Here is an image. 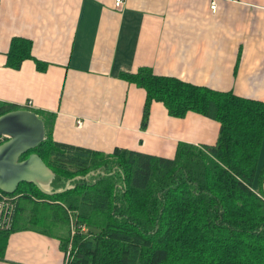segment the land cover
I'll list each match as a JSON object with an SVG mask.
<instances>
[{
	"label": "crops",
	"instance_id": "1",
	"mask_svg": "<svg viewBox=\"0 0 264 264\" xmlns=\"http://www.w3.org/2000/svg\"><path fill=\"white\" fill-rule=\"evenodd\" d=\"M115 1L0 0V102L31 101L57 142L173 158L179 143L215 144L219 123L197 112L171 116L152 101L143 126L146 92L123 74L151 69L264 100V0ZM14 37L31 41L32 58L18 69L7 65ZM258 182L264 192V174ZM25 219L3 241L0 264H65L59 238L41 230L40 217Z\"/></svg>",
	"mask_w": 264,
	"mask_h": 264
},
{
	"label": "trees",
	"instance_id": "2",
	"mask_svg": "<svg viewBox=\"0 0 264 264\" xmlns=\"http://www.w3.org/2000/svg\"><path fill=\"white\" fill-rule=\"evenodd\" d=\"M27 58H32L31 41L12 38L7 65L18 69ZM123 77L146 92L143 126L150 103L160 101L171 116L197 112L216 120L215 144L179 143L173 158L122 148L103 154L54 141L43 113L0 102V115L24 108L43 119L45 139L31 152L55 173V188L74 176L96 173L52 196L20 184L11 195V226L0 230V249L28 216L34 223L40 217L41 230L59 238L64 254L71 244L65 264H264V192L257 187L264 174V168L257 171L264 100L155 75L151 69ZM22 185L31 191L19 192ZM68 211L85 232L71 235ZM92 215L106 219L90 225Z\"/></svg>",
	"mask_w": 264,
	"mask_h": 264
},
{
	"label": "water",
	"instance_id": "3",
	"mask_svg": "<svg viewBox=\"0 0 264 264\" xmlns=\"http://www.w3.org/2000/svg\"><path fill=\"white\" fill-rule=\"evenodd\" d=\"M0 191L14 193L22 183L34 185L47 196L63 193L74 187V180H84L94 171L66 180L55 188V173L34 150L45 139L43 119L30 109H16L0 115Z\"/></svg>",
	"mask_w": 264,
	"mask_h": 264
},
{
	"label": "built area",
	"instance_id": "4",
	"mask_svg": "<svg viewBox=\"0 0 264 264\" xmlns=\"http://www.w3.org/2000/svg\"><path fill=\"white\" fill-rule=\"evenodd\" d=\"M122 5V0H116L115 1V7L120 8ZM210 9L211 11H215L216 9V3L214 1H211L210 3ZM26 106L29 108L32 106L31 101H28ZM78 125H81V121H77ZM2 138H0V143L2 142ZM15 209V201L14 197L8 194H5L0 191V230H5L10 228L12 219H13V213ZM85 232V225L78 224L76 225L74 222L71 224V235H74L75 232ZM68 253L66 254V260L68 257Z\"/></svg>",
	"mask_w": 264,
	"mask_h": 264
},
{
	"label": "rangeland",
	"instance_id": "5",
	"mask_svg": "<svg viewBox=\"0 0 264 264\" xmlns=\"http://www.w3.org/2000/svg\"><path fill=\"white\" fill-rule=\"evenodd\" d=\"M108 161H113V160H108ZM31 189L32 188L30 186H28V185H22V186L19 187V190L18 191L19 192H21V191H31ZM104 219H106V216H105V218L102 219V217L96 218V215H92L91 218H90V220H89V224L90 225H95V224H97L98 222H100L101 220H104ZM70 221H71V224H72V222L75 221V215L72 214V213H71ZM100 225H101V223H100ZM65 251H66L65 254H67V253L69 254L70 253V251H71V244H69V243L67 244V247H66V250Z\"/></svg>",
	"mask_w": 264,
	"mask_h": 264
},
{
	"label": "bare ground",
	"instance_id": "6",
	"mask_svg": "<svg viewBox=\"0 0 264 264\" xmlns=\"http://www.w3.org/2000/svg\"><path fill=\"white\" fill-rule=\"evenodd\" d=\"M13 194V193H12ZM12 194H8V195H12Z\"/></svg>",
	"mask_w": 264,
	"mask_h": 264
}]
</instances>
